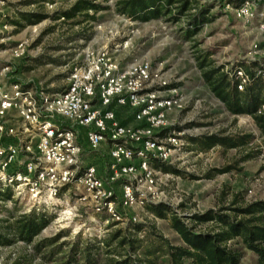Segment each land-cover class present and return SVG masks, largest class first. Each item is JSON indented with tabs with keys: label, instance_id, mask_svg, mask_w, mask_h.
<instances>
[{
	"label": "rangeland",
	"instance_id": "1",
	"mask_svg": "<svg viewBox=\"0 0 264 264\" xmlns=\"http://www.w3.org/2000/svg\"><path fill=\"white\" fill-rule=\"evenodd\" d=\"M76 1L46 0L29 5L28 0H0V66H9L24 87L56 94L68 84L70 72L85 65L87 58L105 54L119 74L148 65L150 76L144 84L145 92L177 102L167 111L165 125L153 131L169 154L168 159L151 161V168L159 173L158 191L163 193L159 204L171 207L194 227L189 221L192 215L227 207L234 193L243 194L245 203L264 201V144L255 123L248 115L234 116L227 112L204 85L196 63V56L208 53L213 65L228 73L237 67H249L248 62L259 59L254 46L261 45L263 38L257 23L248 24L234 13V6L243 0H196L195 6L206 8L211 20L192 41L183 39V30L188 27L185 18L177 23L165 19L141 23L117 13L115 5L119 0H90L106 8L94 23L84 22L82 16L68 22L54 20ZM259 4L264 8V0ZM29 15L35 18L22 21L24 28L12 24ZM78 33L91 38L88 42H74L72 38ZM114 109L120 125L135 130L147 127L145 120L136 119L139 109L128 104L115 105ZM247 135L255 138L249 148L257 157L245 163H240L244 155L238 149L215 146L204 151L193 142L214 136ZM81 142L85 143L83 139ZM85 146V160L97 166L105 189L116 198L114 209L119 220L108 221L107 213L96 210V200L88 197L80 201L73 189L48 202L25 188L10 189L0 182V226L3 220L36 212L49 220L36 241L60 238L58 244H65L66 250L77 242H98L130 223L155 226L164 238L176 246L182 245L168 221L157 218L147 208H121V184L108 181L110 145L102 144L96 151ZM231 167L229 173L215 175L211 180L206 178L215 169ZM225 186L230 194L223 203ZM214 228V223L208 222L196 226L195 231L210 232ZM239 248L243 255L241 264H256V255ZM0 264L47 263L33 252L32 246L17 242L0 246Z\"/></svg>",
	"mask_w": 264,
	"mask_h": 264
},
{
	"label": "built area",
	"instance_id": "2",
	"mask_svg": "<svg viewBox=\"0 0 264 264\" xmlns=\"http://www.w3.org/2000/svg\"><path fill=\"white\" fill-rule=\"evenodd\" d=\"M259 3L243 0L234 6L235 16L257 23L263 38L254 46L259 59L248 62L249 67L255 65L254 76L243 67L231 74L239 92L255 80L263 81L264 90V8ZM86 60L56 94L28 89L9 66H0V182L10 189L25 188L48 202L73 189L80 201L96 200L98 213H107L108 221L114 222L120 219L116 198L105 189L97 166L85 160V144L92 151L110 145L108 181L120 182L122 209L159 204L163 193L151 161L168 159L169 154L153 131L165 125L167 111L177 102L145 92L148 65L119 74L105 54ZM127 104L140 110L136 119L145 120L146 128L128 129L117 122L114 106ZM263 113L264 103L257 111Z\"/></svg>",
	"mask_w": 264,
	"mask_h": 264
},
{
	"label": "trees",
	"instance_id": "3",
	"mask_svg": "<svg viewBox=\"0 0 264 264\" xmlns=\"http://www.w3.org/2000/svg\"><path fill=\"white\" fill-rule=\"evenodd\" d=\"M28 1L29 5H39L46 0ZM229 3L233 5V2ZM195 4L196 0H119L115 9L119 15L141 23L160 19L177 23L185 18L188 27L183 30V39L192 41L211 20L208 10L197 8ZM105 9L95 1L77 0L69 9L58 13L54 20L63 19L68 22L82 16L84 22L94 23L97 15ZM194 10L197 12H193ZM29 17L35 18L32 15L21 16L19 20L12 21V24L22 29V21L26 23ZM40 19L43 18H38ZM90 38L91 35L78 33L72 39L74 42H88ZM210 59L208 53L196 56L197 68L204 85L225 106L229 114L250 116L264 144V113L257 114L264 103L263 81L255 80L246 86L244 92H239L238 82L231 77V70L224 72L223 68L215 67ZM254 68L255 65L243 69L253 77ZM254 140L253 135L230 138L214 136L193 142L204 151L215 146L227 150L238 149L244 155L240 163H245L257 157L251 151L252 148H249ZM230 170L232 167L215 169L206 178L211 180L215 175L229 173ZM168 171L181 175L173 170ZM224 189L223 203L230 194L227 186ZM145 208L157 218L168 221L182 245L176 246L164 238L155 226L148 228L144 224L130 223L127 228L117 229L98 242H77L66 250L65 244H58L60 238L36 241L49 220L43 214L33 212L3 220L4 224L0 226V246L22 242L32 246L33 252L47 264H241V247L257 256L256 264H264V201L245 203L243 194L234 193L227 207L192 215L189 221L194 227L167 205H147ZM208 222L214 223L213 231H195L196 226Z\"/></svg>",
	"mask_w": 264,
	"mask_h": 264
}]
</instances>
